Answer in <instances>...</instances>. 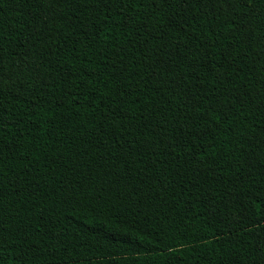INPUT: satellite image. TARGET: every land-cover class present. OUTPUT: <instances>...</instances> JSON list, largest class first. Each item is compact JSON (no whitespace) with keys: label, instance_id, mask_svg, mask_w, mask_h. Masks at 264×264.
Listing matches in <instances>:
<instances>
[{"label":"trees","instance_id":"obj_1","mask_svg":"<svg viewBox=\"0 0 264 264\" xmlns=\"http://www.w3.org/2000/svg\"><path fill=\"white\" fill-rule=\"evenodd\" d=\"M0 264H264V0H0Z\"/></svg>","mask_w":264,"mask_h":264}]
</instances>
